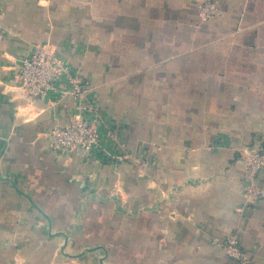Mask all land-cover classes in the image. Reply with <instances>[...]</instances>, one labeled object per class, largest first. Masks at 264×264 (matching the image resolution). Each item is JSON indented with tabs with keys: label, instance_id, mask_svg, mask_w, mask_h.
Listing matches in <instances>:
<instances>
[{
	"label": "crops",
	"instance_id": "crops-1",
	"mask_svg": "<svg viewBox=\"0 0 264 264\" xmlns=\"http://www.w3.org/2000/svg\"><path fill=\"white\" fill-rule=\"evenodd\" d=\"M0 0V264H264V0ZM50 45L84 80L106 152L50 148L70 122L15 68ZM130 158L150 161L145 167ZM264 188V181L258 182Z\"/></svg>",
	"mask_w": 264,
	"mask_h": 264
},
{
	"label": "built area",
	"instance_id": "built-area-1",
	"mask_svg": "<svg viewBox=\"0 0 264 264\" xmlns=\"http://www.w3.org/2000/svg\"><path fill=\"white\" fill-rule=\"evenodd\" d=\"M216 3L205 0L200 3V18L208 21L216 13ZM18 86L31 101H43L50 105H60L62 99L71 97L76 112L70 122L55 126L49 133V146L53 150L73 153L84 150L89 154L100 155L106 152L104 138L100 129L102 117L98 104L91 96L90 82L66 63L50 45H42L28 57L22 59L15 68ZM245 161L244 193L247 197L264 200V188L258 182L264 181V148H247L240 152ZM132 160L140 167L150 161L139 158ZM227 256L237 264H257L242 249L236 235L218 240Z\"/></svg>",
	"mask_w": 264,
	"mask_h": 264
}]
</instances>
